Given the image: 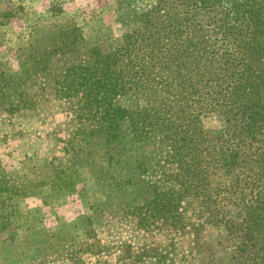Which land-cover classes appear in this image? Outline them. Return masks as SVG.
I'll return each instance as SVG.
<instances>
[{
    "label": "rangeland",
    "instance_id": "374dc122",
    "mask_svg": "<svg viewBox=\"0 0 264 264\" xmlns=\"http://www.w3.org/2000/svg\"><path fill=\"white\" fill-rule=\"evenodd\" d=\"M156 2L0 0V264H264V228L260 244L249 241L245 251L238 237L256 197L264 214V165L249 161V152H264V119L253 133L261 137L256 148L239 151L228 166L204 156L190 182L181 177L188 165L176 166L152 130L131 149L125 143L116 150L108 165L105 149L78 130L90 119L80 117L83 100L58 92L62 73L89 60V48L113 50ZM242 2L211 0L222 37L242 36ZM50 38L67 53L47 56ZM230 52L232 60L220 59L224 74L243 68L242 57L255 64L254 54ZM133 94L115 103L149 105ZM192 102L199 114L186 120L191 130L196 124L222 142L230 125L235 138H247L238 118ZM128 120L149 118L132 111Z\"/></svg>",
    "mask_w": 264,
    "mask_h": 264
},
{
    "label": "trees",
    "instance_id": "16d2710c",
    "mask_svg": "<svg viewBox=\"0 0 264 264\" xmlns=\"http://www.w3.org/2000/svg\"><path fill=\"white\" fill-rule=\"evenodd\" d=\"M212 6L211 0H157L152 8L137 15L134 26L124 33L113 50L89 48V60L62 73L63 86H59L58 92L63 98L74 96L83 100L87 111L80 117L90 119L82 122L78 130L90 139L89 144L97 142L105 149L108 165L114 160L116 150L123 149L125 143L131 149L134 140L143 142L150 130L162 137L172 156H177L173 160L176 166L183 170V165H188L181 177L190 182L198 179L197 171L206 161L204 156H211L209 161L213 166H228L236 162L234 156L239 151L256 148L252 142L260 141L261 137L256 138L253 133L262 125L258 121L264 119V0H243L241 37L238 33L227 38L221 36L222 24L213 20ZM77 30L74 28L69 33ZM81 39L78 34V40ZM76 42L73 43L77 45ZM43 46L47 56L66 54L68 50L52 38ZM229 50L239 51L238 56L254 54L255 66L251 68L249 58L242 55L243 68L235 69V65L232 72L224 74L220 59L232 60ZM133 92L149 105L138 103L132 110L115 103L118 96ZM193 100L238 118L237 123L246 124L247 138H235L230 125V132L222 142L208 136L196 124L191 130L186 120H193L199 114H195ZM132 111L149 120L131 122L128 118ZM127 129L132 131L131 136L126 135ZM223 148L230 151V159L218 156ZM249 154L253 157L249 161L264 165V152ZM261 202L256 197L253 212L243 218L244 231L238 236L243 251L249 241L255 247L260 244V232L264 228V214L258 210Z\"/></svg>",
    "mask_w": 264,
    "mask_h": 264
}]
</instances>
